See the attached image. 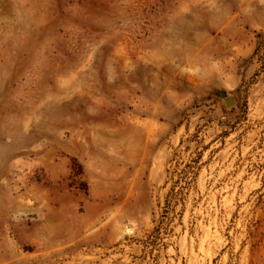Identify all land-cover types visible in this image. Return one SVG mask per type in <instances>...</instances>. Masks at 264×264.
Returning <instances> with one entry per match:
<instances>
[{
	"label": "rangeland",
	"instance_id": "obj_1",
	"mask_svg": "<svg viewBox=\"0 0 264 264\" xmlns=\"http://www.w3.org/2000/svg\"><path fill=\"white\" fill-rule=\"evenodd\" d=\"M0 264H264V0H0Z\"/></svg>",
	"mask_w": 264,
	"mask_h": 264
},
{
	"label": "water",
	"instance_id": "obj_2",
	"mask_svg": "<svg viewBox=\"0 0 264 264\" xmlns=\"http://www.w3.org/2000/svg\"><path fill=\"white\" fill-rule=\"evenodd\" d=\"M232 102H233V101H232L230 98L226 99V103H227L228 105H230Z\"/></svg>",
	"mask_w": 264,
	"mask_h": 264
}]
</instances>
